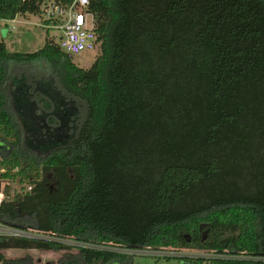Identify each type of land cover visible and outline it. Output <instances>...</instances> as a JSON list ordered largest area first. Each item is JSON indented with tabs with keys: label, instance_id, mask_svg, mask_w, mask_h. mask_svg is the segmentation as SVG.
<instances>
[{
	"label": "trees",
	"instance_id": "1",
	"mask_svg": "<svg viewBox=\"0 0 264 264\" xmlns=\"http://www.w3.org/2000/svg\"><path fill=\"white\" fill-rule=\"evenodd\" d=\"M45 1L0 0V21L40 15ZM89 9L101 55L87 70L49 33L34 54L9 52L0 36V192L4 180L20 187L1 204L0 225L208 254L180 264H264V0H90ZM37 67L83 108L69 142L45 154L26 147L10 106L13 74ZM33 86L53 131L56 103ZM17 250L133 264L0 236V264Z\"/></svg>",
	"mask_w": 264,
	"mask_h": 264
},
{
	"label": "rangeland",
	"instance_id": "2",
	"mask_svg": "<svg viewBox=\"0 0 264 264\" xmlns=\"http://www.w3.org/2000/svg\"><path fill=\"white\" fill-rule=\"evenodd\" d=\"M32 24H40V15L29 16ZM28 17V18H29ZM2 25H5L3 22ZM15 31V30H14ZM19 34L8 37L9 28L4 26L0 35L4 39L8 51L11 53L34 54L39 52L47 42V34L39 25L19 26L16 25V31ZM50 38L57 42V39L50 35ZM18 39V40H17ZM20 40V41H19ZM100 52H89L77 56L73 59L75 65L82 69H89L100 56ZM50 70L43 67L31 68L24 71H16L9 83L10 106L15 113L18 124L24 133V142L26 147L34 150L38 154H45L48 146L67 144L70 135L74 131L76 123H78L83 113L76 103H68L63 95L56 87V82L49 75ZM33 80V81H32ZM35 83V89L39 92L48 93L52 96V100L56 103L53 112L54 117L61 124L59 127H53V131L49 126V116L41 109L33 100L32 85ZM31 96V98H30ZM51 131V132H50ZM49 134V136H48ZM48 136V137H47ZM52 136V137H51ZM4 147V148H3ZM7 145L0 141V159L5 154ZM9 189V191H8ZM2 190L5 191V200H10L15 193L20 192V187L10 181L2 182ZM9 193V195H8ZM6 228V227H5ZM71 253L77 254L76 249ZM179 253L180 257H207V253L203 251L184 250ZM6 258V264H63L68 262L65 252H42V251H8L3 252ZM130 257L133 264H180L179 258L159 259L149 256Z\"/></svg>",
	"mask_w": 264,
	"mask_h": 264
},
{
	"label": "built area",
	"instance_id": "3",
	"mask_svg": "<svg viewBox=\"0 0 264 264\" xmlns=\"http://www.w3.org/2000/svg\"><path fill=\"white\" fill-rule=\"evenodd\" d=\"M89 7L90 0H74L69 5L62 4L56 0H47L40 8L39 27L45 30L46 33H49V36L52 34L57 39L55 43L59 46L60 50L72 59L84 53L100 51L99 37L96 32V18ZM3 22L5 25H2ZM13 22L0 21V31L4 26H10L9 29L14 31ZM27 190L30 191L31 188L29 187ZM4 201L5 191L2 190L0 192V206ZM0 236L53 242L73 248H87L125 256L130 255L132 257L149 256L159 259L190 258L180 257L182 253L179 252L181 251L172 248L123 249L115 245L96 246L71 238L55 237L39 230H19L3 225H0Z\"/></svg>",
	"mask_w": 264,
	"mask_h": 264
},
{
	"label": "crops",
	"instance_id": "4",
	"mask_svg": "<svg viewBox=\"0 0 264 264\" xmlns=\"http://www.w3.org/2000/svg\"><path fill=\"white\" fill-rule=\"evenodd\" d=\"M29 16H20L18 17L13 23L12 25L15 27V31H16V25H19V26H27V25H32L34 27H36L38 24H32L29 19L30 17L28 18ZM8 28H10V26H7ZM15 31H11L9 29V33H8V37H11V36H15V35H18L19 33L18 32H15ZM1 36V35H0ZM2 37V36H1ZM18 40V39H17ZM20 41V40H19ZM8 49V48H7ZM34 251V250H32ZM8 252V251H6ZM42 252H45V251H42Z\"/></svg>",
	"mask_w": 264,
	"mask_h": 264
}]
</instances>
